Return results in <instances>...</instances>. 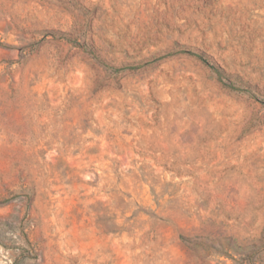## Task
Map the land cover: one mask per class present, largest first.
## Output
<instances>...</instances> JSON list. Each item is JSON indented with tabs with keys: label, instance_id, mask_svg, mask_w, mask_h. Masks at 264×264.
<instances>
[{
	"label": "rangeland",
	"instance_id": "1",
	"mask_svg": "<svg viewBox=\"0 0 264 264\" xmlns=\"http://www.w3.org/2000/svg\"><path fill=\"white\" fill-rule=\"evenodd\" d=\"M0 264H264V0H0Z\"/></svg>",
	"mask_w": 264,
	"mask_h": 264
}]
</instances>
